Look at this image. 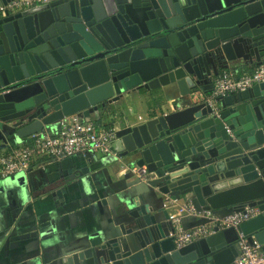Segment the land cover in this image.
<instances>
[{"label":"water","instance_id":"obj_1","mask_svg":"<svg viewBox=\"0 0 264 264\" xmlns=\"http://www.w3.org/2000/svg\"><path fill=\"white\" fill-rule=\"evenodd\" d=\"M239 59L264 61V0H56L0 11L1 130L21 122L15 133L25 139L91 117L126 91L175 85V111L118 130L111 151L145 167L161 195L198 211H259L177 248L166 199L150 205L141 194L118 227L82 240L62 264H236L239 233L264 244V83L178 109Z\"/></svg>","mask_w":264,"mask_h":264},{"label":"crops","instance_id":"obj_2","mask_svg":"<svg viewBox=\"0 0 264 264\" xmlns=\"http://www.w3.org/2000/svg\"><path fill=\"white\" fill-rule=\"evenodd\" d=\"M252 64L256 65L255 59L228 63L239 72L249 70ZM177 98L180 93L175 85L151 91L132 89L101 106L91 117L117 132L174 112L173 101ZM194 102L191 97L182 98L178 109ZM21 125L13 122L0 129V155L22 141L15 133ZM69 158L73 166H65V158L0 180V264H62L64 255L73 252L82 240L118 227L117 218L130 201L140 202L139 195L150 205L159 197H171L154 190L151 181H140L129 159L113 152L96 155L88 151ZM58 190H62L61 197L54 195ZM103 199L106 205L101 204ZM186 202L190 201L181 199L180 205L169 208L171 216L181 213L180 207ZM198 220L194 215H184L183 226L189 229Z\"/></svg>","mask_w":264,"mask_h":264},{"label":"built area","instance_id":"obj_3","mask_svg":"<svg viewBox=\"0 0 264 264\" xmlns=\"http://www.w3.org/2000/svg\"><path fill=\"white\" fill-rule=\"evenodd\" d=\"M53 1L56 0H12L0 7V11L17 12ZM249 68L239 72L235 66L229 65L212 78L214 80L212 91L205 93L200 89L194 90L189 97L196 102L204 101L216 105L218 98L264 83V61ZM100 121L99 118L71 116L63 119L56 130L46 128L22 139L9 153L0 155V180L28 173L36 166L44 167L51 162L85 154L88 151L96 155L111 154V142L117 138L116 128L103 125ZM133 172L142 182L152 180L145 167H136ZM177 205H180V200L173 197H167L164 201V206L168 209ZM180 212L171 216L175 226L173 235L177 248L208 237L216 232V228L237 229L242 222L255 217L259 211L257 208L247 207L243 211L221 215L211 210L198 211L191 202H186L181 205ZM182 212L185 216L194 215L197 219H206L208 223L187 229L183 226ZM238 247L236 264H264V244L255 238L251 242L248 237L239 233Z\"/></svg>","mask_w":264,"mask_h":264}]
</instances>
